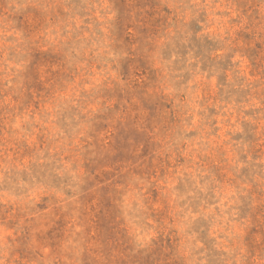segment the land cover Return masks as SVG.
Instances as JSON below:
<instances>
[{"label": "rangeland", "instance_id": "374dc122", "mask_svg": "<svg viewBox=\"0 0 264 264\" xmlns=\"http://www.w3.org/2000/svg\"><path fill=\"white\" fill-rule=\"evenodd\" d=\"M0 264H264V0H0Z\"/></svg>", "mask_w": 264, "mask_h": 264}]
</instances>
